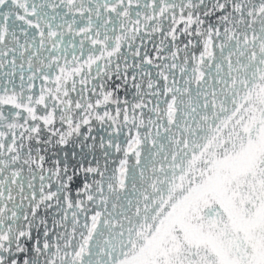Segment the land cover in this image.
Segmentation results:
<instances>
[{
	"label": "snow or ice",
	"instance_id": "snow-or-ice-1",
	"mask_svg": "<svg viewBox=\"0 0 264 264\" xmlns=\"http://www.w3.org/2000/svg\"><path fill=\"white\" fill-rule=\"evenodd\" d=\"M251 22L264 0H0V264H49L137 120Z\"/></svg>",
	"mask_w": 264,
	"mask_h": 264
},
{
	"label": "water",
	"instance_id": "water-1",
	"mask_svg": "<svg viewBox=\"0 0 264 264\" xmlns=\"http://www.w3.org/2000/svg\"><path fill=\"white\" fill-rule=\"evenodd\" d=\"M263 69L264 26L256 22L230 25L205 41L166 102L137 120L114 172L50 245L49 264L128 262L136 239L159 226L179 171L194 165L204 137L221 131Z\"/></svg>",
	"mask_w": 264,
	"mask_h": 264
},
{
	"label": "flooded vegetation",
	"instance_id": "flooded-vegetation-1",
	"mask_svg": "<svg viewBox=\"0 0 264 264\" xmlns=\"http://www.w3.org/2000/svg\"><path fill=\"white\" fill-rule=\"evenodd\" d=\"M259 121L252 131L254 136L250 135L249 139L241 140L246 155L239 160L235 155L234 163L242 161L241 172L244 174L240 176L237 170L227 172L232 178L238 174L236 178L242 177L241 180L234 179V183L229 185L224 183L227 177L220 169L224 164H220V158L216 160L218 156L225 155L222 153L215 155L214 159L208 162L207 178L202 177L196 186L181 188L177 185L171 189L173 197L169 206L172 207L171 214L174 220L184 223V228L189 229L191 237L196 234L197 238L193 239L204 243L208 253L193 256L190 251H184L172 256H158L147 249L148 247L144 249L147 243L141 240L132 258L123 263L130 264L138 258V264H264V122L260 119ZM207 140L209 139L202 142L199 152ZM234 143L240 146L237 140L233 141ZM230 161L225 158L223 162ZM220 181L224 186L218 187L217 183L220 184ZM217 189L218 193L215 192ZM199 190L200 192L195 194ZM210 191H214L216 195H213L209 206L204 208L203 218L195 217L198 227L203 232L190 228L189 225L194 223L190 210H194L193 208L199 210L200 206L206 204ZM231 198L234 199V203H229ZM198 199V202L195 201ZM210 232L217 237V241L211 238Z\"/></svg>",
	"mask_w": 264,
	"mask_h": 264
},
{
	"label": "rangeland",
	"instance_id": "rangeland-1",
	"mask_svg": "<svg viewBox=\"0 0 264 264\" xmlns=\"http://www.w3.org/2000/svg\"><path fill=\"white\" fill-rule=\"evenodd\" d=\"M259 72V80H253L251 93L245 94V100H239V105H233L225 125L219 126L221 131L214 133L209 137L207 143L204 145V147H202L201 151L198 152L194 165L183 169V172L181 171L182 174L180 177L179 174L181 172L178 174L177 181L172 183V188L177 185H180L181 188H185L187 186H196L202 180V177L205 179L207 175L206 169L208 162L210 163L214 159L215 155L222 153H225V155L222 154L218 156L216 160L220 158V164H224V166L220 167L227 177V180H224V183L229 185L234 183V179L237 181L241 180L242 177H236L238 174L240 176L244 174L241 172L243 169V163L241 161L235 164V155H237L238 160L242 159L243 155H246V152L243 151L245 148L243 147L241 140L249 139L250 127L252 125L257 126L260 122L259 119L262 120V110L264 107V69ZM235 140L239 142L240 146H236L235 143L233 144V141L235 142ZM223 145H225V147ZM225 158H227L228 161H232L228 163L223 162ZM235 170L239 172L235 178H232L231 174L227 172H234ZM209 176L212 177V175ZM208 183L209 180H207L206 185H208ZM217 185L218 187L224 186L222 181H220V184L217 183ZM200 187H202V185ZM200 190L195 194H198ZM210 192L211 194L206 198V204L200 206L199 210L196 208H193L194 210H190L191 215L193 213L191 219L194 222L189 225L190 228H195V230H200L203 232V230L198 227L195 217L197 216L198 218H203L202 212L204 208L209 206V203L212 201L215 192L218 193V189L215 192ZM172 195L173 194L171 193L162 204L158 219V223L160 222V224L156 228V231H152L136 239V247L138 246L139 241L142 240L143 243H147L144 249L148 247L147 249L155 252V255L158 256H172L178 252L184 251H190L193 256L206 255L208 253V248H206V245L196 239H193L197 238L196 234L192 233L193 237H191L188 233L189 229L186 230L184 228L185 224L174 220V216L171 214L172 207L169 206V202L173 197ZM199 199L195 201L198 202ZM229 203H234V199L231 198ZM227 218L230 219L231 217L227 216ZM210 235L212 236L211 238L213 240L217 241V237L213 235V232H210ZM136 247L135 250H137ZM119 264L125 263L120 262ZM130 264H138V258H136Z\"/></svg>",
	"mask_w": 264,
	"mask_h": 264
},
{
	"label": "bare ground",
	"instance_id": "bare-ground-1",
	"mask_svg": "<svg viewBox=\"0 0 264 264\" xmlns=\"http://www.w3.org/2000/svg\"><path fill=\"white\" fill-rule=\"evenodd\" d=\"M212 135V134H211ZM211 135H209V136H211Z\"/></svg>",
	"mask_w": 264,
	"mask_h": 264
}]
</instances>
